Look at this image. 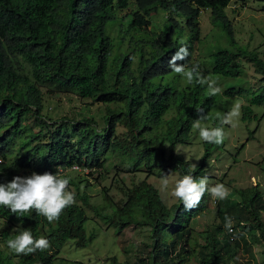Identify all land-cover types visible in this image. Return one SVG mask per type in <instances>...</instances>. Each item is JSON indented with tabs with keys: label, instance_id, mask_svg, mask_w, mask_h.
Instances as JSON below:
<instances>
[{
	"label": "trees",
	"instance_id": "trees-1",
	"mask_svg": "<svg viewBox=\"0 0 264 264\" xmlns=\"http://www.w3.org/2000/svg\"><path fill=\"white\" fill-rule=\"evenodd\" d=\"M231 1L0 0V183L33 172H59L70 178L68 187L75 186V196L82 201L66 207L53 223L35 210L18 218L0 206V264H83L59 254L69 241L79 248L90 245L95 234L87 232V210L98 208L85 192L80 193L75 175L61 169L80 164L94 171L114 153L118 166L125 164L132 172L164 177L176 170L179 179L205 174L209 145L196 166L177 147L188 139L198 110L206 115L217 96L205 94L207 85L179 80L182 77L172 72L169 61L187 46L188 60L178 63L194 64L201 41V10L211 9L213 24L227 36L228 45L212 52L208 72L238 77L243 73L241 60L253 63L263 84L242 105V118L255 117L253 105H264V58L257 49L236 41L226 13ZM131 6L134 10L124 22L121 14ZM159 10L166 13V22L155 31L152 17ZM116 24L118 37L111 34ZM43 88L107 104L106 127L98 130L96 122L85 116L48 121L43 115ZM172 111L175 114L166 118ZM31 118L37 131L28 125ZM119 124L127 129L124 137L117 134ZM237 194L235 201L225 200L220 223L207 231L203 243L191 222L208 207L209 193L198 207L186 211L182 201L167 206L158 189L142 179L128 188L123 205L102 217L119 230L135 224L150 228L152 241L146 243L150 250L139 259L143 264H191L194 258L198 264H225L236 254L232 243L249 230L256 242L264 244V196L259 185L240 188ZM226 217L234 222L231 232L225 227ZM3 223L17 230L2 228ZM22 229L31 230L36 238L46 237L51 246L28 255L12 253L6 242ZM235 244L239 247L240 242ZM111 264L121 263L112 257Z\"/></svg>",
	"mask_w": 264,
	"mask_h": 264
},
{
	"label": "rangeland",
	"instance_id": "rangeland-1",
	"mask_svg": "<svg viewBox=\"0 0 264 264\" xmlns=\"http://www.w3.org/2000/svg\"><path fill=\"white\" fill-rule=\"evenodd\" d=\"M134 6L121 14L125 22L132 12ZM227 17L231 22L236 41L239 45L247 46L250 50L257 49L264 58V0H232L226 8ZM166 22V13L159 10L152 17L151 29L160 31ZM111 34L114 37L120 35L119 24L114 25ZM201 41L198 42L194 52L193 63L199 64L200 71L205 78L211 76L217 81V86L222 89V93L216 95L217 103L206 114L210 119L202 121L204 127L222 126L226 133V138L222 144L208 143L200 139L198 129L192 128L185 143L178 145L177 151L186 159L190 160L192 166H196L205 153L206 146L209 145L210 157L205 166V174L209 187L216 183H223L227 188L225 199H214L209 194L208 207L195 217L191 226L195 229L197 238L203 243L207 231L214 229L220 223L219 211L224 209L226 201H235L239 198L238 189L259 185L264 196V105H253L255 117L250 120H243L242 105L248 102L252 91H258L263 84V75L255 70L253 63L241 60L243 73L238 77H221L218 74L208 72L211 54L214 50L228 45L227 36L213 24L212 10L202 9L200 14ZM125 31L126 25L122 26ZM123 31V32H124ZM128 35V34H125ZM137 55L135 60H137ZM174 79V75H171ZM182 80L183 79H179ZM44 102L43 115L48 121H60L63 117H68L77 121L80 117L94 120L98 130L106 127L107 104L94 101L92 98L82 99L72 93H48L47 88H43ZM227 91H233L231 95H224ZM224 92V93H223ZM208 94V91H205ZM240 102L238 117L234 118L237 126L221 125L222 117L231 107ZM114 106V105H112ZM175 112H170L166 118L173 116ZM34 118L29 120V127L37 131L38 126L34 124ZM31 125V126H30ZM124 125L117 126V134L121 137L127 135ZM118 156L114 153L103 158L104 166L97 170L81 168L69 171V175L78 179L80 193L85 192L89 196L90 203L97 207V210L88 209L89 220L87 223L88 234L94 233V240L88 247L79 248L74 241L67 242L61 250L59 257L69 260L82 261L83 264H111L112 257H116L121 264H143L140 258L146 257L151 243V232L149 227L139 224L129 225L123 229H117L112 223L102 217L104 213H112L114 207L121 206L127 199L129 187L147 179L159 191L167 206L181 202L172 195L175 182L179 179V173L171 171L167 177L169 183L167 188L162 187V178L150 175L146 172H132L124 165L120 164ZM73 193L77 188L70 186ZM111 203L109 204V199ZM75 202L82 204L79 197L75 196ZM105 207V208H104ZM101 212V214H100ZM264 220V210L262 212ZM236 224V222H235ZM234 225V222L232 223ZM2 228L14 227L3 223ZM253 230H249L245 238H236L232 243V249L236 250L234 258L225 264H264V244L256 242L253 238ZM200 233V234H197ZM225 238L222 239L224 243ZM191 264H198L194 258Z\"/></svg>",
	"mask_w": 264,
	"mask_h": 264
},
{
	"label": "clouds",
	"instance_id": "clouds-1",
	"mask_svg": "<svg viewBox=\"0 0 264 264\" xmlns=\"http://www.w3.org/2000/svg\"><path fill=\"white\" fill-rule=\"evenodd\" d=\"M189 56L190 52L187 46H181L169 61L172 72L180 75L187 84H192L195 81L201 85H207L210 96L221 94L222 89L217 86V81L211 76L205 78L198 63L191 66L187 63H178V61H187ZM240 107V102H236L227 113L218 117L221 120V125L228 124L235 128L237 123L234 118L238 117ZM198 115L199 119L195 120L193 128L198 129L200 139L208 143L222 144L226 138L224 128L222 126L204 127L202 121L210 119L211 116L210 114L205 115L203 110H198ZM76 165L79 168H74ZM81 168L87 167L73 164L70 168L60 171L67 173ZM189 173H191V169ZM69 183L70 178L59 172L56 174L33 172L27 177L16 176L8 183H0V206L8 208L18 218L35 210L49 223H53L59 219L66 207L75 202V194L69 191ZM168 183L167 177L162 178L163 188L166 189ZM205 193H209L214 199H225L227 188L223 183H216L209 187L207 177L197 179L192 174H186L175 182L172 191V195L183 202L186 211L198 207ZM225 227L229 232L232 231L231 218L226 217ZM6 243L9 250L16 255H28L37 250L44 251L51 246L46 237L36 238L29 229L19 230L18 234L9 238Z\"/></svg>",
	"mask_w": 264,
	"mask_h": 264
},
{
	"label": "built area",
	"instance_id": "built-area-1",
	"mask_svg": "<svg viewBox=\"0 0 264 264\" xmlns=\"http://www.w3.org/2000/svg\"><path fill=\"white\" fill-rule=\"evenodd\" d=\"M74 168H79V166L76 165V166H74Z\"/></svg>",
	"mask_w": 264,
	"mask_h": 264
}]
</instances>
